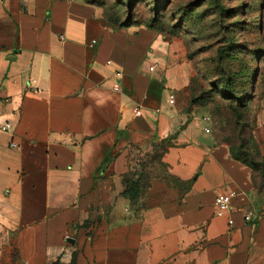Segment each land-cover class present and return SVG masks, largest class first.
<instances>
[{
  "label": "crops",
  "instance_id": "crops-1",
  "mask_svg": "<svg viewBox=\"0 0 264 264\" xmlns=\"http://www.w3.org/2000/svg\"><path fill=\"white\" fill-rule=\"evenodd\" d=\"M189 83L153 29L84 0H0V259L12 239L22 264H264L263 177L187 109ZM256 121L264 157V106Z\"/></svg>",
  "mask_w": 264,
  "mask_h": 264
},
{
  "label": "rangeland",
  "instance_id": "rangeland-1",
  "mask_svg": "<svg viewBox=\"0 0 264 264\" xmlns=\"http://www.w3.org/2000/svg\"><path fill=\"white\" fill-rule=\"evenodd\" d=\"M89 1L101 7L111 27L156 28L188 63L187 109L199 108L218 143L240 155L258 149L254 127L264 106V0ZM231 92L240 100L230 98ZM152 155L140 163L157 170L160 161ZM0 264H22L12 239Z\"/></svg>",
  "mask_w": 264,
  "mask_h": 264
},
{
  "label": "trees",
  "instance_id": "trees-1",
  "mask_svg": "<svg viewBox=\"0 0 264 264\" xmlns=\"http://www.w3.org/2000/svg\"><path fill=\"white\" fill-rule=\"evenodd\" d=\"M84 1L87 2V3L96 4L93 1H89V0H84ZM96 5H98V4H96ZM104 19H105V21H106V23L108 25L111 24L110 26H112V23H111L109 18H104ZM131 25H134V24L133 23L121 24V25H119V26H117L115 28L126 27V26H131ZM148 28L153 29V30L158 32V30L156 28H153V27H148ZM223 88L226 89L227 85H223ZM229 96L232 99H236V100L239 99V97H237L234 94H232V92L229 94ZM239 134H240V132H239ZM238 138H239V136H238ZM228 147H229L230 156L233 159H235L236 161L240 162L241 164H244V165H246V166H248V167H250V168H252L254 170H259L261 175H262V177H263V180H264V157L260 153L259 146H258V149H256V151L254 150L253 153H251V152H249V150H247L246 152L243 153V155H240L239 152H235L231 145H229ZM249 154H254V158L252 157L250 159H247L246 157ZM124 182H125L126 188L123 191V194L126 195L127 197H129L131 200L135 199L137 197V195L139 193V189H140L139 180H135L133 178H129V177L126 178L125 177ZM15 249H16V247H15ZM16 252H17V249H16ZM17 255H18V253H17ZM53 264H58V263L54 262ZM70 264H75L74 259H73V261Z\"/></svg>",
  "mask_w": 264,
  "mask_h": 264
},
{
  "label": "built area",
  "instance_id": "built-area-1",
  "mask_svg": "<svg viewBox=\"0 0 264 264\" xmlns=\"http://www.w3.org/2000/svg\"><path fill=\"white\" fill-rule=\"evenodd\" d=\"M109 63V61H107ZM170 98L172 99L173 96L170 95ZM9 127V123H5L3 126V129H7ZM209 128H205V132H209ZM10 146H15L13 142L10 143ZM237 195V192L235 190H229L226 192L218 193L215 196L214 199V206H215V214L217 216H223L227 213H229L232 210L233 207V198H235ZM252 214L250 212L244 213L242 215L243 219L245 221H249L251 219ZM228 223L231 224L232 220L229 218Z\"/></svg>",
  "mask_w": 264,
  "mask_h": 264
}]
</instances>
